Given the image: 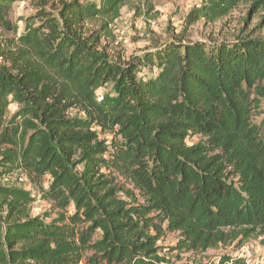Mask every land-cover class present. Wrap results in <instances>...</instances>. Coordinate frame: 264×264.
<instances>
[{
  "label": "trees",
  "instance_id": "16d2710c",
  "mask_svg": "<svg viewBox=\"0 0 264 264\" xmlns=\"http://www.w3.org/2000/svg\"><path fill=\"white\" fill-rule=\"evenodd\" d=\"M29 1L30 63L0 66V264H171L158 246L169 234L178 253L264 244V40L171 39L115 61L86 25L137 0ZM12 6L0 0V20ZM241 6L264 12V0H201L187 20ZM17 173L50 212L31 217L36 197L1 183Z\"/></svg>",
  "mask_w": 264,
  "mask_h": 264
},
{
  "label": "rangeland",
  "instance_id": "374dc122",
  "mask_svg": "<svg viewBox=\"0 0 264 264\" xmlns=\"http://www.w3.org/2000/svg\"><path fill=\"white\" fill-rule=\"evenodd\" d=\"M12 7L3 10L4 16L0 20V66L11 67L14 62L25 61V53L19 43V37L25 30L24 20L35 12V7L29 0H11ZM201 4V0H164L145 2L137 0L126 4L115 19H104L90 22L86 28L90 32L99 31L102 35V48L115 61L127 60L132 56L142 55L145 51L163 48L171 39L185 42H221L241 39L264 40V12L259 9L251 10L249 6H241L233 10L228 16L216 22L199 21L189 23L188 15ZM6 24V25H4ZM99 100L113 97V86L106 85L97 90ZM19 105L13 104L9 108V117L14 115ZM263 114L257 118L264 120ZM76 116L77 111H72ZM99 139L111 145L113 136L98 130ZM195 138L192 143H197ZM49 178L45 179L46 187ZM3 185L23 188L36 197V202L30 207L31 217L42 216L50 212V204L41 199L36 188L22 173L8 177L1 181ZM127 189L131 186H127ZM179 235L169 234L160 240L158 246L162 254L171 264H219L222 257H243L251 264L264 263V244L262 239H251L248 242H236L209 250L206 253H178L173 251Z\"/></svg>",
  "mask_w": 264,
  "mask_h": 264
},
{
  "label": "built area",
  "instance_id": "2783aa9c",
  "mask_svg": "<svg viewBox=\"0 0 264 264\" xmlns=\"http://www.w3.org/2000/svg\"><path fill=\"white\" fill-rule=\"evenodd\" d=\"M246 262H247V264H251V262H249L248 259H246ZM263 264H264V263H263Z\"/></svg>",
  "mask_w": 264,
  "mask_h": 264
}]
</instances>
